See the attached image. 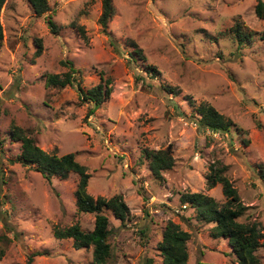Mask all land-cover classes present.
Wrapping results in <instances>:
<instances>
[{"label":"rangeland","instance_id":"obj_1","mask_svg":"<svg viewBox=\"0 0 264 264\" xmlns=\"http://www.w3.org/2000/svg\"><path fill=\"white\" fill-rule=\"evenodd\" d=\"M48 1L56 33L27 0H7L1 12L0 264H93V247L76 249L73 239L54 235L56 227L75 223L95 228L96 215L76 205L79 175L48 180L12 162L21 153V142L8 135L13 121L46 152L76 154L91 174L90 194L124 196L131 218L121 224L107 212L112 256L106 264L148 258L161 264L158 243L169 221L191 233L189 264H233L226 239L212 237L213 223L199 221L181 195L201 192L226 202L222 185L209 189L206 178L210 164L221 160L249 206L240 221H258L264 229V21L255 12L258 0H113L116 13L107 31L99 23L102 0ZM237 22L253 33L244 46L231 31ZM35 38L42 39L40 56ZM66 60L85 89L106 81L112 87L90 116L91 105L76 86L45 84L46 74L62 77L70 69ZM151 65L158 76L147 73ZM205 101L234 121L229 134L199 130L191 104ZM169 144L176 165L159 180L140 160L142 151Z\"/></svg>","mask_w":264,"mask_h":264},{"label":"trees","instance_id":"obj_2","mask_svg":"<svg viewBox=\"0 0 264 264\" xmlns=\"http://www.w3.org/2000/svg\"><path fill=\"white\" fill-rule=\"evenodd\" d=\"M6 1L0 0V48L4 40L1 12ZM27 1L36 17L48 16V24L52 32L56 33L58 26L52 17L48 15L51 11L49 1ZM255 12L264 21V0H258ZM115 13L116 8L113 0H102V12L99 17V23L104 31L108 30ZM76 28L81 37L85 38V29L81 26H76ZM231 31H233L236 40L241 46L253 40V33L247 31L242 22H237ZM259 36L261 40H264V31ZM34 42L38 48L35 54L40 56L43 50L42 39L35 38ZM63 64L70 67V69L62 77L60 74H46V86L59 88L68 85L76 86L81 101L91 105L87 113V116H90L111 95L112 87H110L109 81H106L105 84L100 83L95 87L85 89L82 86V81L77 80L76 74L79 70L74 63L71 60H66L63 61ZM157 72L158 69L152 65L147 70V73L152 75L151 77L158 76ZM172 88L165 85L164 90L174 92ZM191 105L194 108L193 118L199 130H208L213 133L227 135L235 125L232 119L221 113L211 103L205 101L195 105L192 102ZM258 126L261 125L258 124ZM8 135L12 140L21 142V153L12 162L32 167L48 180L55 176L66 179L71 172L79 175L75 191L76 205L79 211L96 215L95 228L92 231H85L79 223H75L65 228L56 227L54 235L57 239H73L76 249L93 247V264H106L112 256V246L109 242L112 229L110 228L107 212H110L121 224H126L131 218L130 207L124 196L116 194L110 198H105L103 196L95 197L90 194L88 185L91 174L88 173V168L76 158V154L67 153L59 156L58 154L46 152L37 145L33 136H30L23 127L14 121L11 123ZM140 160L148 164L153 177L159 180L164 179L163 173L165 171L171 170L176 165L172 144L162 149L144 148ZM227 169L228 166L224 162L215 160L210 164V171L206 177L209 189L216 187L218 184L222 185L223 193L227 198L226 202L220 204L214 197L201 192L182 193L181 202L186 207L189 206L196 210V216L199 221L213 223L211 235L214 238L226 239L236 258L233 264H261L258 252L263 246V226L258 221H240L249 206L241 201L238 189L227 177ZM261 178L264 180V175ZM142 232L144 233V231ZM190 238V232L182 229L180 224L169 221L163 231L162 240L158 243V249L163 258L161 264H189L188 241ZM2 257L3 251H0V259ZM142 264H155V262L152 258H148Z\"/></svg>","mask_w":264,"mask_h":264},{"label":"built area","instance_id":"obj_3","mask_svg":"<svg viewBox=\"0 0 264 264\" xmlns=\"http://www.w3.org/2000/svg\"><path fill=\"white\" fill-rule=\"evenodd\" d=\"M186 207V206H185Z\"/></svg>","mask_w":264,"mask_h":264}]
</instances>
